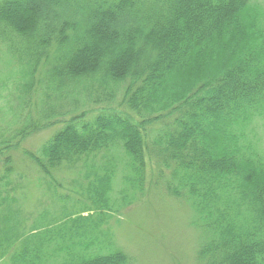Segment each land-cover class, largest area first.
Segmentation results:
<instances>
[{"label":"trees","instance_id":"1","mask_svg":"<svg viewBox=\"0 0 264 264\" xmlns=\"http://www.w3.org/2000/svg\"><path fill=\"white\" fill-rule=\"evenodd\" d=\"M257 121L264 2L0 0V261L133 264L106 226L155 186L191 209L198 264H264ZM48 129L24 154L57 187L81 166L86 203L26 228L9 151Z\"/></svg>","mask_w":264,"mask_h":264},{"label":"rangeland","instance_id":"2","mask_svg":"<svg viewBox=\"0 0 264 264\" xmlns=\"http://www.w3.org/2000/svg\"><path fill=\"white\" fill-rule=\"evenodd\" d=\"M256 1L258 4L264 2ZM255 130L259 145L264 148V123L257 121ZM51 131L31 134L20 140V147L9 151L16 168L15 175H11V186H18L16 189L9 186L8 191L16 199L13 208L18 209L21 225L26 228L47 213L57 214L63 206L73 210V205H80L82 201L86 203L82 197L84 182L81 166L63 167L55 172L57 187L49 184L51 180L42 177L39 168L24 154L25 149L39 147ZM3 160L0 155V175ZM61 195H67L69 199L63 202L59 197ZM121 211L111 218L106 230L115 237L117 245L130 255L133 264H198L196 250L201 232L192 225L193 214L185 202L168 196L160 187L152 186ZM0 264L4 262L0 261Z\"/></svg>","mask_w":264,"mask_h":264}]
</instances>
